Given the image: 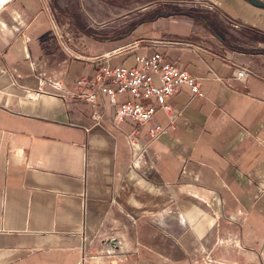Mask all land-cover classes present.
Listing matches in <instances>:
<instances>
[{
	"label": "crops",
	"instance_id": "crops-1",
	"mask_svg": "<svg viewBox=\"0 0 264 264\" xmlns=\"http://www.w3.org/2000/svg\"><path fill=\"white\" fill-rule=\"evenodd\" d=\"M193 1L240 29L216 34L197 13H171L143 20L130 38L186 44L101 63L64 53L46 0L0 2V264H264V8ZM239 31L251 38L236 39ZM119 47L87 40L85 53ZM155 52L203 93L183 87L169 99L178 122L160 139L149 131L169 119L154 98L116 96L154 107L145 125L117 118L104 94L96 108L73 99L100 65L120 57L115 67H136L137 55ZM244 65L255 73L240 82L235 69ZM127 134L138 138L134 147ZM113 240L129 248L118 258L109 256Z\"/></svg>",
	"mask_w": 264,
	"mask_h": 264
},
{
	"label": "built area",
	"instance_id": "built-area-1",
	"mask_svg": "<svg viewBox=\"0 0 264 264\" xmlns=\"http://www.w3.org/2000/svg\"><path fill=\"white\" fill-rule=\"evenodd\" d=\"M210 11L216 12V7L206 6ZM46 11L49 14L51 25L57 37L60 48L71 59H90L93 63H101L109 60L113 56L148 49L150 47H161L164 45L186 44L182 41H166L151 38L133 39L129 43L113 50L105 57H87V38L86 35L70 25L59 23L55 14L46 2ZM232 24L233 30H239V24L232 20H225ZM190 45V44H188ZM136 67H111L110 65H100L97 69L93 82L80 79L77 82L78 93L73 96L74 100L89 104L93 107L98 106V95L104 94L110 98L111 104L116 108V117L120 120H132L138 124L145 125L151 122L156 115L157 110L154 107L146 106L140 102H125L118 104L117 95H130L135 99L154 98L159 108L168 116V123L165 125H156L149 131L152 141L160 139L174 129L178 122V116L173 111L169 99L183 87H189L194 95L203 96L200 87L197 84V78L192 77L188 72L181 70L174 63L167 60L160 52H155L151 56L137 55ZM254 71L248 65L236 67L235 77L240 82H246L249 77L254 76ZM45 82L41 81L39 86H44ZM53 87L66 98L62 85L58 82L52 83ZM42 93L52 94L46 90ZM69 99V98H68ZM93 117L101 120L100 114L94 112ZM127 142L134 147L138 142L135 134L126 135ZM144 154L136 153L132 156L131 167L134 169L141 168L144 161ZM85 240V236H84ZM122 245L112 247L109 250L110 256H118L127 252L122 250ZM85 258V257H84ZM85 261V259H84Z\"/></svg>",
	"mask_w": 264,
	"mask_h": 264
},
{
	"label": "rangeland",
	"instance_id": "rangeland-1",
	"mask_svg": "<svg viewBox=\"0 0 264 264\" xmlns=\"http://www.w3.org/2000/svg\"><path fill=\"white\" fill-rule=\"evenodd\" d=\"M55 14L56 20L64 25L80 30L88 41L99 43L115 42L117 47L129 43L135 26L140 22L175 12L197 13L216 31L227 32L232 29L230 22L220 20L218 12L210 11L204 4L193 0L160 1V0H46ZM136 27V28H137ZM137 35L140 31L134 29ZM229 34V33H228ZM234 37L245 42L251 34L239 31ZM115 49V48H114ZM120 57L113 59L112 66L119 65ZM121 255V254H120ZM119 256H113L118 258ZM108 256V255H107ZM110 256V255H109ZM107 263V258H103ZM83 264H92L91 257L85 258Z\"/></svg>",
	"mask_w": 264,
	"mask_h": 264
},
{
	"label": "water",
	"instance_id": "water-1",
	"mask_svg": "<svg viewBox=\"0 0 264 264\" xmlns=\"http://www.w3.org/2000/svg\"><path fill=\"white\" fill-rule=\"evenodd\" d=\"M251 2L254 6L259 7V8H264V3L259 1V0H248ZM116 240L110 241L109 244H111L113 247H116Z\"/></svg>",
	"mask_w": 264,
	"mask_h": 264
},
{
	"label": "trees",
	"instance_id": "trees-1",
	"mask_svg": "<svg viewBox=\"0 0 264 264\" xmlns=\"http://www.w3.org/2000/svg\"><path fill=\"white\" fill-rule=\"evenodd\" d=\"M179 13H180V12H175V13H173V14H179ZM202 20H203V22L206 24V26H207L208 29H210V30H212V31H215V33L217 34V32H216L214 26H212V25H210L209 23H207L206 20H204V19H202Z\"/></svg>",
	"mask_w": 264,
	"mask_h": 264
},
{
	"label": "bare ground",
	"instance_id": "bare-ground-1",
	"mask_svg": "<svg viewBox=\"0 0 264 264\" xmlns=\"http://www.w3.org/2000/svg\"><path fill=\"white\" fill-rule=\"evenodd\" d=\"M8 1H9V0H6V1L3 3V0H0V2L3 3L2 5H4V4L7 3ZM39 87H40V86H39ZM31 96H33L34 98H36V97H37V93H32Z\"/></svg>",
	"mask_w": 264,
	"mask_h": 264
}]
</instances>
